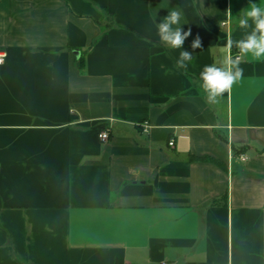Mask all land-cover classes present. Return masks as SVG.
Here are the masks:
<instances>
[{"label":"crops","instance_id":"obj_1","mask_svg":"<svg viewBox=\"0 0 264 264\" xmlns=\"http://www.w3.org/2000/svg\"><path fill=\"white\" fill-rule=\"evenodd\" d=\"M249 3L0 0V264H264V61L198 87Z\"/></svg>","mask_w":264,"mask_h":264},{"label":"clouds","instance_id":"obj_2","mask_svg":"<svg viewBox=\"0 0 264 264\" xmlns=\"http://www.w3.org/2000/svg\"><path fill=\"white\" fill-rule=\"evenodd\" d=\"M249 7L243 11L238 19V28L242 30L239 39L229 37L224 44L226 54L223 59L211 65H205L200 73L201 83L198 87L205 94L209 104L219 103V99L230 92L233 85L244 77V68L241 66L244 58L248 62L264 61V0L259 4L249 3ZM231 16V9L227 10ZM184 13L181 9L174 8L160 22H156L157 36L162 44L171 49H183L185 40L191 36V29L184 31ZM202 47V40L197 35L191 43V48L196 50ZM235 48L236 54H232ZM193 59L191 52L183 50L176 60V67L186 70L188 63Z\"/></svg>","mask_w":264,"mask_h":264},{"label":"built area","instance_id":"obj_3","mask_svg":"<svg viewBox=\"0 0 264 264\" xmlns=\"http://www.w3.org/2000/svg\"><path fill=\"white\" fill-rule=\"evenodd\" d=\"M233 54V53H232ZM235 55V54H233ZM5 57L6 55L2 52H0V65H2L5 62ZM140 127L143 129V131L148 132L149 129L151 128V125L149 122H144L140 125ZM99 139L101 142L106 143L110 140L111 138V130L110 128H105L99 131L98 133ZM169 145L173 147L175 145V139L171 138L169 141ZM242 160H246L247 158L245 156H241Z\"/></svg>","mask_w":264,"mask_h":264},{"label":"trees","instance_id":"obj_4","mask_svg":"<svg viewBox=\"0 0 264 264\" xmlns=\"http://www.w3.org/2000/svg\"><path fill=\"white\" fill-rule=\"evenodd\" d=\"M105 128H106V127L101 126V127H100V130L105 129ZM100 130H99V131H100ZM193 158H194V159H206V158H195V157H193Z\"/></svg>","mask_w":264,"mask_h":264}]
</instances>
